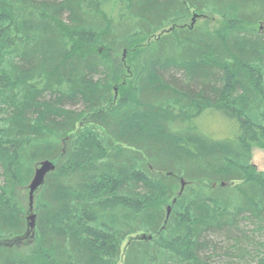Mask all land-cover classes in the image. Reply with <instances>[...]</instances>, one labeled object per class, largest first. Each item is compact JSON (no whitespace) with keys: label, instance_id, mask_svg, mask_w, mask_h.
<instances>
[{"label":"trees","instance_id":"trees-1","mask_svg":"<svg viewBox=\"0 0 264 264\" xmlns=\"http://www.w3.org/2000/svg\"><path fill=\"white\" fill-rule=\"evenodd\" d=\"M254 148L264 0H0V264H210L214 233L264 264Z\"/></svg>","mask_w":264,"mask_h":264},{"label":"rangeland","instance_id":"rangeland-1","mask_svg":"<svg viewBox=\"0 0 264 264\" xmlns=\"http://www.w3.org/2000/svg\"><path fill=\"white\" fill-rule=\"evenodd\" d=\"M52 1H54V0H52ZM205 22L209 25V27L212 31H218L224 25L223 21L220 18H218L217 16H213V18H205L203 16H200L199 13L193 14V18L190 19L189 21L185 22L183 25H185L187 27H189V26L191 27V26L199 25V24L205 23ZM118 58L120 61L123 62V64H125V69H124V73L121 77L122 80L118 82L117 87L116 86L114 87V89H115L114 93H115L116 97H118L120 94L119 91L121 90V86H122L121 83H126L127 82L126 80H129V76L132 73L131 67L129 64V59L127 58V55H126V51L121 50L118 53ZM209 122L211 123L212 126L214 125L216 127L219 126L220 128H222V125L220 123L221 121L219 120V118L212 117L209 119ZM226 126L227 125L225 124L222 129H224L226 132H231L232 130L226 129ZM252 163L258 168L259 171H264V149H260V148H254L253 149ZM26 195H27V200H28V193ZM169 207H167V208H169ZM253 226L254 225L249 224V221H241L239 224V227L241 229H243L244 231H246L247 235L252 237L254 242H263L264 243V233L259 234L258 232L252 233V231H248V230L252 229ZM208 238L210 241H212L213 245L211 246L209 244V247L205 251L204 254L207 257H211V256L214 257V258L212 257V259H210L211 261L209 260L210 264H249V262H250L249 260L251 259L250 255L248 254V256H245L242 259L238 258L236 255H239V253L231 250V244L220 239V237L218 236V233H214L212 235H209ZM129 241H130V238L124 242L123 251H124V249L127 246ZM247 245H244L243 247H245ZM247 250L252 251L253 248L248 247ZM120 264H123L122 261Z\"/></svg>","mask_w":264,"mask_h":264},{"label":"water","instance_id":"water-1","mask_svg":"<svg viewBox=\"0 0 264 264\" xmlns=\"http://www.w3.org/2000/svg\"><path fill=\"white\" fill-rule=\"evenodd\" d=\"M56 170V165L54 162L45 160L38 164L34 176L28 186V202L30 209V216L28 221L30 222L29 226L31 229L35 227L36 215L34 214V203L35 198L39 190L44 186L46 177ZM184 187V182H182ZM171 213V207L168 208V216Z\"/></svg>","mask_w":264,"mask_h":264}]
</instances>
